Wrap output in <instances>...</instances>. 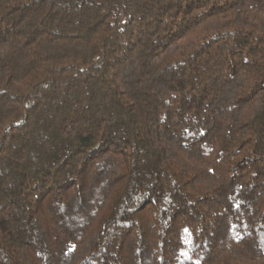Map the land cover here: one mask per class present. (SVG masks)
Segmentation results:
<instances>
[{
	"label": "trees",
	"instance_id": "obj_1",
	"mask_svg": "<svg viewBox=\"0 0 264 264\" xmlns=\"http://www.w3.org/2000/svg\"><path fill=\"white\" fill-rule=\"evenodd\" d=\"M0 264H264V0H0Z\"/></svg>",
	"mask_w": 264,
	"mask_h": 264
}]
</instances>
